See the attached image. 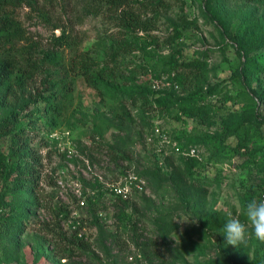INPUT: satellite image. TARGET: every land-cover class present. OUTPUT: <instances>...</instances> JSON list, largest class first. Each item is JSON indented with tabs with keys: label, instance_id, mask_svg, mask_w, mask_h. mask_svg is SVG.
Wrapping results in <instances>:
<instances>
[{
	"label": "rangeland",
	"instance_id": "1",
	"mask_svg": "<svg viewBox=\"0 0 264 264\" xmlns=\"http://www.w3.org/2000/svg\"><path fill=\"white\" fill-rule=\"evenodd\" d=\"M166 1L168 6L156 18L147 11L139 13L153 22L154 29L147 33L150 38L142 32L137 34L156 55L133 51L114 57L108 39L117 37L116 29L106 15L84 16L82 0H31L10 12L21 34L13 46L18 57L25 56L18 52L27 50L40 58L41 51L54 48L62 54L65 68L73 56H90L99 67L106 68L109 77L105 88L94 90L79 76L68 73L72 91L56 120L32 98L43 76L57 70V66L44 62L43 72L22 91H16L12 106L18 126L40 159L33 194L37 208L19 239L15 259L4 262L0 254V264H54L57 257L44 260L43 256L63 248L73 232L86 248L74 252L71 258L60 259L59 264H182L181 260L193 264L194 258L201 261L216 255L221 234L203 231L213 212L225 222L237 217L247 223L239 194L262 175L259 168L264 165V123L252 142L253 146H263V151L255 154V163L247 168L236 156L222 163L208 162V151L196 149L198 163L192 170L193 177L205 178L208 184L194 190L195 194L183 171V157L173 151L172 144H177L178 135L217 134L220 121L229 112L246 106L243 102L224 101L241 91L253 97L248 108L264 120V69L237 80L240 58L218 25L208 19L203 1ZM223 14L238 35L255 34L264 26V7L259 4L227 0ZM181 16L190 24L182 23ZM171 24L181 31L177 42L181 59H203L209 72L206 85H222L220 95L207 99L208 126L196 119L175 121L159 112L141 114L137 106L106 90L169 91L170 86L166 82L158 84L151 72L159 67L157 55L169 52L164 41L171 35ZM62 32L73 41L59 48L56 39ZM250 57L264 64V48L251 52ZM139 65L146 67V74L136 68ZM156 131L165 135L166 142ZM143 171L152 175L144 176ZM129 174L140 181L142 191L131 189L123 206L112 195L111 186ZM119 213L129 217L130 223L119 220ZM178 216L197 217V223L181 225L173 221ZM261 246L264 243L251 237L243 248L246 258L250 259L252 251Z\"/></svg>",
	"mask_w": 264,
	"mask_h": 264
},
{
	"label": "trees",
	"instance_id": "2",
	"mask_svg": "<svg viewBox=\"0 0 264 264\" xmlns=\"http://www.w3.org/2000/svg\"><path fill=\"white\" fill-rule=\"evenodd\" d=\"M29 1L31 0H0V254L4 262L15 259L19 239L28 223H32L34 218L37 204L33 194L40 167L38 154L28 146V140L24 138V133L21 131L22 127L18 126L16 110L12 106L17 97L16 91H22L29 81L43 72L44 62L57 66V70H51L43 76L40 89L35 90L32 98L33 101H39L44 112L52 120H56L61 113L64 100L72 91L68 73L79 76L88 87L94 90L105 88L109 77V74H106V68L99 67L98 61L90 56H73L65 68L62 54L54 48L41 51L40 58L31 56V52L27 50L18 52L25 53V56L18 57L13 46L21 34L18 33L19 25L10 12L20 4H28ZM202 1L204 9L208 12V19L214 25H218L224 39L234 46L240 58L237 80L262 71L264 64L251 58L250 53L264 48V26L255 34L238 35L234 26L223 18V5L227 0ZM243 1L264 7V0ZM82 2L81 11L84 16L106 15L116 29L117 37L108 39L114 57L129 55L133 51L156 55L155 52L147 49L146 44L137 34L142 32L150 38L147 33L154 29L153 22L142 18L139 13L147 11L156 18L160 11L168 6L166 0H82ZM180 20L182 23L190 24L183 16ZM171 26V35L164 41L169 52L165 56L157 55L159 67L151 72L153 80H156L158 84L164 82L169 84V91L157 89L154 92H135L125 88L114 90L108 87L106 90L128 100L132 106H137L141 114L159 112L171 116L175 121L196 119L208 126L210 106L207 104V99L220 95L222 85H206L209 72L203 59L196 57L189 60L181 59L180 51L177 49L181 31L176 25L171 24ZM56 40L58 42L56 47L59 48L63 45L70 46L73 41V39H66L63 32ZM149 41L152 42L151 39ZM136 68L144 74L147 72L145 66L139 65ZM58 71H61L62 75ZM173 86H176V89ZM253 100V97L245 91L225 98V102L232 101L234 104L243 102L246 106L238 112H229L227 117L220 121V130L215 135L176 136L177 148L183 151L188 147L195 149L202 147L208 151V162L222 163L236 156L242 159L244 168L255 163L254 156L257 152L263 151V146H253L252 142L257 138L258 130L264 120L257 118L253 108H248ZM227 140L230 141L227 142ZM251 147L257 148L250 150ZM181 162L194 194V190L198 191L201 187L207 186L205 178L193 177L192 170L198 163L197 158L183 157ZM259 171L262 175L255 178L250 188L239 194L242 208L247 201L253 198L260 200L259 194H264V165L260 166ZM142 174L152 175L149 171H143ZM118 201L123 206L127 203V200L119 198ZM212 214L211 219L206 220L203 231L205 234L208 230L221 234L216 245V255L214 258L201 261L194 258L193 264H264V247L254 249L251 258H246L244 249H237L226 243L225 236L221 232L225 220L219 218L216 212ZM118 217L119 220H125L126 224L130 223L129 217L123 213H119ZM55 239L58 240L59 236L56 235ZM85 248V242L76 237L73 232L68 241L63 244V248H55L52 255L47 254L43 256V259L52 260L55 256L58 260L53 259V262L59 264L60 259L71 258L74 252L84 251ZM181 262L185 263L183 260Z\"/></svg>",
	"mask_w": 264,
	"mask_h": 264
},
{
	"label": "clouds",
	"instance_id": "3",
	"mask_svg": "<svg viewBox=\"0 0 264 264\" xmlns=\"http://www.w3.org/2000/svg\"><path fill=\"white\" fill-rule=\"evenodd\" d=\"M243 214L247 223H242L237 217H230L224 223L221 232L225 236L226 243L237 249L246 248L251 237L264 243V199L253 198L247 201L243 206ZM173 221L181 225L196 224L197 217L178 216ZM249 227L252 229L251 233L248 231Z\"/></svg>",
	"mask_w": 264,
	"mask_h": 264
},
{
	"label": "built area",
	"instance_id": "4",
	"mask_svg": "<svg viewBox=\"0 0 264 264\" xmlns=\"http://www.w3.org/2000/svg\"><path fill=\"white\" fill-rule=\"evenodd\" d=\"M166 85L169 86L168 83ZM173 87L176 89V86H173ZM156 133H158V132L156 131ZM158 135L164 142H166L164 134L158 133ZM172 149L175 153H177L180 156L197 158V150L193 147H188L186 150L180 151L177 148L176 143H173ZM131 189L135 192H141L142 191V186L140 184V181L135 176H133L131 174L124 176L121 183H118V184L111 186L112 195L116 198H119L120 200H127L129 195H130ZM259 195H260L259 196L260 200L264 199L263 193H261ZM79 204L82 205L81 202Z\"/></svg>",
	"mask_w": 264,
	"mask_h": 264
}]
</instances>
